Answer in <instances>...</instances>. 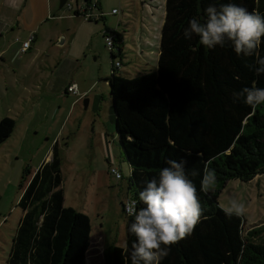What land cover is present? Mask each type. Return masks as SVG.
<instances>
[{"label": "trees", "instance_id": "trees-1", "mask_svg": "<svg viewBox=\"0 0 264 264\" xmlns=\"http://www.w3.org/2000/svg\"><path fill=\"white\" fill-rule=\"evenodd\" d=\"M226 3L264 16V0H164L155 67L132 76L117 72L111 64L115 56L120 58L122 44L119 33L113 32L116 52H109L110 72L104 81L117 142L134 169L131 179L126 176L127 198L138 199L144 181L158 178L167 160L183 158L204 209L192 235L173 245L161 264H264V237L254 239L264 231V222L243 234L244 218L227 217L216 200L226 179L248 180L264 171V105L253 110L243 97L234 99L245 87L264 88V75L257 76L250 67L255 57L237 55L230 42L209 49L198 37L189 40L183 35L191 18L206 19L203 10L209 4ZM73 14H79L77 6ZM259 56L264 57V43ZM13 125V118L0 117V142ZM208 169L215 171L217 184L214 193L205 194L199 189ZM60 182L54 140L48 159L33 169L22 167L16 202L21 214L4 264L84 263L89 217L63 204ZM133 220L125 213L124 243H107L100 264H131L125 247L130 249L135 239L128 232Z\"/></svg>", "mask_w": 264, "mask_h": 264}, {"label": "rangeland", "instance_id": "rangeland-1", "mask_svg": "<svg viewBox=\"0 0 264 264\" xmlns=\"http://www.w3.org/2000/svg\"><path fill=\"white\" fill-rule=\"evenodd\" d=\"M58 1L52 0L51 12L41 22L47 37L40 38L38 49L22 52L17 47L15 52L21 42L17 38L19 44L5 50L9 55L14 52L11 59L0 60V117L14 120L11 132L0 142V264L21 214L16 202L22 167L35 168L51 148L53 136L59 148L63 204L89 217L83 264H100L107 243L122 245L125 240L120 202L130 196L129 166L117 142L104 81L110 72L104 36L114 31L122 35L117 72L132 76L154 69L164 0H98L89 19L84 14L88 10L82 11L83 0H66L71 7L66 2L58 7ZM112 50L116 52L114 46ZM72 82L77 93H64L61 87ZM109 164L121 173L119 180L108 171ZM230 198L246 205L243 234L264 222V171L248 180L226 179L216 200L223 208ZM263 237L264 231L254 239Z\"/></svg>", "mask_w": 264, "mask_h": 264}, {"label": "clouds", "instance_id": "clouds-1", "mask_svg": "<svg viewBox=\"0 0 264 264\" xmlns=\"http://www.w3.org/2000/svg\"><path fill=\"white\" fill-rule=\"evenodd\" d=\"M206 19L201 22L191 18L183 30L185 39L199 38L201 45L211 49L224 47L230 42L237 55L255 57L250 66L257 76L264 75V57L259 49L264 43V16L249 12L247 8L235 3L217 7L209 4L204 10ZM243 97V103L255 110L264 105V88L245 87L234 94V99ZM187 155H191L188 153ZM187 161L169 159L167 166L160 169L158 178L144 181L138 199L127 202V215L134 217L128 232L134 236L131 248L125 247L131 264H161L170 254L171 247L191 236L195 227L204 216L197 187L185 171ZM116 178L120 172L113 170ZM134 169L129 166L127 176L131 179ZM196 175L195 172L192 173ZM215 171H204L200 181V192L205 194L216 191ZM142 205L137 207V205ZM245 203L230 198L221 210L227 217H240L244 214Z\"/></svg>", "mask_w": 264, "mask_h": 264}, {"label": "crops", "instance_id": "crops-1", "mask_svg": "<svg viewBox=\"0 0 264 264\" xmlns=\"http://www.w3.org/2000/svg\"><path fill=\"white\" fill-rule=\"evenodd\" d=\"M51 3L52 0H0V60L1 61H4V58L6 56L9 57V59H11V57L14 55V52L13 54L9 55L8 51L5 50L6 49L9 50L16 44H19L18 39H21L22 41L27 37L29 33H32L33 37L29 43V46L25 50L30 48L38 49L39 47L38 43L40 41V38L42 39L47 37V35H45L44 31L41 29V22L44 21L48 16V13L51 12V7H52ZM97 3H99L98 0ZM120 36L122 41V35ZM8 37L9 39H7ZM17 47L19 48L20 44L15 47V52ZM25 50H23L22 52H26ZM121 51H122V44H121ZM48 85L49 83L47 84V87ZM59 85L61 84H58L56 86L57 89L60 88ZM61 88L63 89L64 93L67 92L64 89L65 87L62 86ZM2 94L5 93L2 92L1 95ZM53 139L54 136L52 137L51 140L53 142L54 140L57 142L56 139L54 140ZM50 151L51 148L46 152L43 160H46L50 157ZM121 203L122 202H120V207H121Z\"/></svg>", "mask_w": 264, "mask_h": 264}, {"label": "built area", "instance_id": "built-area-1", "mask_svg": "<svg viewBox=\"0 0 264 264\" xmlns=\"http://www.w3.org/2000/svg\"><path fill=\"white\" fill-rule=\"evenodd\" d=\"M65 2H66V0L64 1V3H65ZM66 6H67V7H71V3H70V1H67V2H66ZM96 6H97V1H96V0H90L89 2H87V1H83V9H82V11L85 12L86 10H88V12H85V13H84V14H85V17H89L90 14H91L90 11H91L93 8H95ZM110 11H111V12H115L116 9H115L114 7H112V8L110 9ZM84 14H83V15H84ZM100 14H101V13H95V15H97V16H99ZM32 37H33V34H32V33H29V34L27 35V37L21 41V43H20V47H19V49H20L21 51L25 50V49L29 46V43H30ZM114 37H115V35H114L113 32H111V33H109V34H105V36H104V39H105V45L109 48V52L112 50L113 45L115 44V42H114ZM111 61H112L111 64H112L114 67H116V68H117V66L121 65V59H120V58H116V59L113 58V59H111ZM65 90H66V91L73 92V93L77 92V87H76L75 82H72V83L67 84V85L65 86ZM114 169H116L117 171H119V170L117 169V167H115L114 165H109V166H108V171H109V172H110V173L116 178V175L114 174V171H113ZM120 175H121V173H120ZM128 201H130V200L127 198L126 201H125V203H122V209H123V212H124V213H127L126 210H125V206H126V204H127Z\"/></svg>", "mask_w": 264, "mask_h": 264}, {"label": "water", "instance_id": "water-1", "mask_svg": "<svg viewBox=\"0 0 264 264\" xmlns=\"http://www.w3.org/2000/svg\"><path fill=\"white\" fill-rule=\"evenodd\" d=\"M65 0H59L58 1V7H60L63 3H64ZM62 37L60 38V40L58 41L59 43L62 42ZM85 103H86V98H84V102H83V106H85ZM111 108H112V113H113V106H112V103H111Z\"/></svg>", "mask_w": 264, "mask_h": 264}]
</instances>
